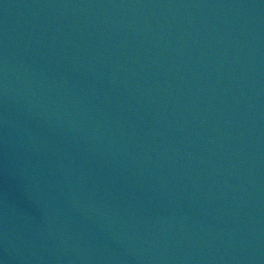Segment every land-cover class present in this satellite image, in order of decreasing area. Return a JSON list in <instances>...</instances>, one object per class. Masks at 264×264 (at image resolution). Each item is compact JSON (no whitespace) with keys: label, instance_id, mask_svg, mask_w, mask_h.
<instances>
[{"label":"water","instance_id":"1","mask_svg":"<svg viewBox=\"0 0 264 264\" xmlns=\"http://www.w3.org/2000/svg\"><path fill=\"white\" fill-rule=\"evenodd\" d=\"M0 264H264V0H0Z\"/></svg>","mask_w":264,"mask_h":264}]
</instances>
